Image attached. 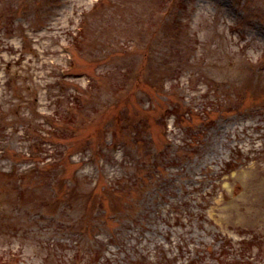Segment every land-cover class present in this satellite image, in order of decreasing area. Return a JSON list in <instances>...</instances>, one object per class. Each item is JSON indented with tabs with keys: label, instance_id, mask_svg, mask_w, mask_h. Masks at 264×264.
<instances>
[{
	"label": "rangeland",
	"instance_id": "obj_1",
	"mask_svg": "<svg viewBox=\"0 0 264 264\" xmlns=\"http://www.w3.org/2000/svg\"><path fill=\"white\" fill-rule=\"evenodd\" d=\"M241 260L264 264V0H0V264Z\"/></svg>",
	"mask_w": 264,
	"mask_h": 264
},
{
	"label": "trees",
	"instance_id": "obj_2",
	"mask_svg": "<svg viewBox=\"0 0 264 264\" xmlns=\"http://www.w3.org/2000/svg\"><path fill=\"white\" fill-rule=\"evenodd\" d=\"M176 111L178 112V108H177ZM250 263L252 264L253 262H252L251 260H250V261H249V260H244V261L241 260V261L239 262V264H250Z\"/></svg>",
	"mask_w": 264,
	"mask_h": 264
}]
</instances>
